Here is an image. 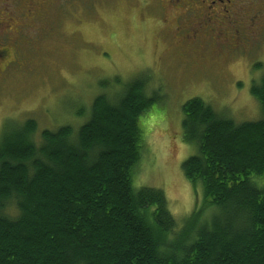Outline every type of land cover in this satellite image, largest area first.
I'll return each mask as SVG.
<instances>
[{"label": "trees", "instance_id": "1", "mask_svg": "<svg viewBox=\"0 0 264 264\" xmlns=\"http://www.w3.org/2000/svg\"><path fill=\"white\" fill-rule=\"evenodd\" d=\"M118 82L75 134L44 129L37 144L32 119L5 124L0 264H264V73L250 88L258 120L236 124L199 97L183 104L197 153L181 167L201 200L180 223L161 189L132 184L153 97L141 79Z\"/></svg>", "mask_w": 264, "mask_h": 264}, {"label": "rangeland", "instance_id": "2", "mask_svg": "<svg viewBox=\"0 0 264 264\" xmlns=\"http://www.w3.org/2000/svg\"><path fill=\"white\" fill-rule=\"evenodd\" d=\"M170 2L0 0V135L28 119L37 144L44 129L70 125L75 134L98 94L141 79L153 102L138 119L143 148L132 184L161 189L180 223L201 200L181 167L197 153L183 139V104L199 97L236 124L263 116L250 88L264 73V0H242L241 25L234 11L199 24L184 18L188 37H178Z\"/></svg>", "mask_w": 264, "mask_h": 264}, {"label": "flooded vegetation", "instance_id": "3", "mask_svg": "<svg viewBox=\"0 0 264 264\" xmlns=\"http://www.w3.org/2000/svg\"><path fill=\"white\" fill-rule=\"evenodd\" d=\"M171 1L170 5H172L175 11H178V25L181 29H179L181 35L178 37H184L185 31L182 26V21L184 18H189L195 24H199V18L201 21L206 20L207 17L213 19L214 17H225L229 14V11H234V15H239V11L243 8L242 0H166ZM162 8L165 10L167 4H161ZM232 15V14H231ZM165 16V15H164ZM214 16V17H213ZM241 15H239L237 22L239 21L240 25L242 22L240 21ZM258 15L252 14L250 18V26L256 29L258 22ZM178 30V29H177ZM237 30V29H236ZM197 30L191 31V35L194 39H197ZM177 33V32H176ZM189 34H186L188 37ZM195 35V36H194ZM7 53V49L5 47L0 46V56H5Z\"/></svg>", "mask_w": 264, "mask_h": 264}, {"label": "bare ground", "instance_id": "4", "mask_svg": "<svg viewBox=\"0 0 264 264\" xmlns=\"http://www.w3.org/2000/svg\"><path fill=\"white\" fill-rule=\"evenodd\" d=\"M243 19V18H242Z\"/></svg>", "mask_w": 264, "mask_h": 264}]
</instances>
